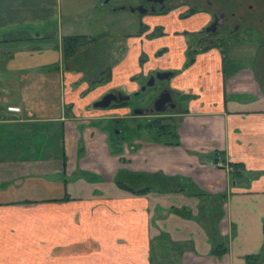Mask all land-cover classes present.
Returning <instances> with one entry per match:
<instances>
[{
	"label": "crops",
	"instance_id": "1",
	"mask_svg": "<svg viewBox=\"0 0 264 264\" xmlns=\"http://www.w3.org/2000/svg\"><path fill=\"white\" fill-rule=\"evenodd\" d=\"M64 2L0 0V264H247L252 255L264 264V50L253 69L238 59L226 66L214 46L188 62L181 33L159 20L178 21L169 8L154 14L163 35L149 38L142 17L137 33L96 50L110 62L84 71L62 59L61 40L95 38L93 18L86 28ZM210 19L202 14L194 30ZM250 20L255 30L264 14ZM156 71L172 72L168 87L181 96L180 144L143 132L117 143L111 132L130 122V99L95 103L114 90L138 94ZM230 164L244 172L237 182ZM121 170L178 178L183 190L133 193L116 184Z\"/></svg>",
	"mask_w": 264,
	"mask_h": 264
},
{
	"label": "rangeland",
	"instance_id": "2",
	"mask_svg": "<svg viewBox=\"0 0 264 264\" xmlns=\"http://www.w3.org/2000/svg\"><path fill=\"white\" fill-rule=\"evenodd\" d=\"M90 0H65L66 2V6L67 8L70 9V11L72 10H77L78 11V20L80 23H84L86 28L89 29V23L90 21L88 19H90L89 17L93 18L92 19V24H93V28H92V35L94 37H96L97 39L100 40V44L101 43H107L109 42V39H111V42H113L115 39L118 40H124L126 35L128 36L129 34H135L138 31L135 28V26L138 25V22L140 20V18H146L147 19V25H145V27H150L152 32H161L164 27H162L159 23H156V20L154 19V17H160L159 20L161 22H165V28L167 30H171V31H179L181 33V35L184 37H182V39L185 42L184 46H187V49L190 50H195L198 49V42L195 41V36H197L198 31H195L194 29L196 28V26H198L200 24V19L202 18V14L204 13H212L213 9L212 8H206L204 5L207 2L211 3L209 7H213L215 8L216 6H219L222 0H165L166 3H168L167 7L173 8L175 9V17H178V21L174 20L176 18H173V20L168 21L167 23V15H163L161 18V15H151L150 13H144L141 14L138 11H134L131 12L130 11V7H137L140 0H108L107 2H105L106 0H100L99 1V6L97 9H92L90 7ZM143 4H145L146 6H148V3L146 0H141ZM180 1H183L180 3ZM64 2V4H65ZM68 2V3H67ZM72 2V3H71ZM86 2V3H84ZM224 2V1H223ZM141 4V3H140ZM139 4V5H140ZM245 4H251L252 7L250 8L251 11L256 10L257 7H261L264 8V0H260V2H256V0H245ZM93 6V5H92ZM226 8L228 7L227 5H224ZM231 8H234L232 6V4L229 5ZM119 8V7H124L123 9H118L114 12V16H112V14H107L109 12V10H112L113 8ZM264 10V9H263ZM168 11V10H166ZM188 13V14H187ZM259 15H263V14H259ZM114 17V19H116L115 22V26H113V24L109 25H103V20H112V17ZM152 16V17H151ZM111 17V18H110ZM165 17V18H164ZM181 17V18H180ZM101 20V21H100ZM264 24V22H263ZM100 27V28H99ZM105 27L107 29L106 31V38H102L103 35V31L105 30ZM91 30V29H90ZM120 31V33H119ZM150 31V33H152ZM242 32V31H241ZM99 34H101L100 36H98ZM175 35V33H174ZM152 38V37H149ZM231 40V39H230ZM181 43V42H180ZM179 43V44H180ZM100 44H98L96 46V48L98 49H105L107 46L106 44H104L103 46L100 47ZM119 44V43H118ZM96 45V44H95ZM95 45L92 47L93 50H95ZM181 45H183L181 43ZM213 45H203V47H211ZM215 47L216 44H214ZM202 47V48H203ZM121 45H118L116 53L113 55L114 58L119 57V55L121 54ZM199 50V49H198ZM264 50V37H255L252 40V43H238L235 44L233 47V52H231V54L228 56L226 55V58L228 61H231L232 59H238L237 63L240 65H248L250 68H252L253 66V59H255V57L260 55V51ZM179 51V50H178ZM102 53V57L99 60V64L100 65H105L106 63L110 62L109 60L107 61L108 58H106L103 54H105L104 52ZM257 54V55H256ZM82 54L79 53L76 57L78 58H71L70 59V67H74V66H79L81 67L82 70H86V59L83 58L82 60H80V56ZM99 55V54H98ZM96 54V56H98ZM258 58V57H257ZM260 61L262 62V64L264 65V51H263V56L259 58ZM73 64V65H71ZM82 64V65H80ZM85 67V68H84ZM253 69V68H252ZM87 71V70H86ZM106 74H103L101 78V80L104 79V76ZM99 77V76H98ZM147 77V75L143 78V80ZM90 77L89 80H91ZM93 79H97L96 77ZM140 80L141 83H146V80ZM259 80V79H258ZM92 83H94L93 81H90ZM162 86H169V82H165V83H161L160 80H157L154 85H150L147 86L146 89L144 91H141V93L138 96H134L132 97L131 101H130V106H142V107H150L153 104L154 99L159 95V92L161 91ZM180 110V109H176L173 111H170V113L172 114L170 117H166V116H162L159 115V113L156 112H149L147 114H138L135 115L133 113V111H130V122L128 120H126L125 122H120L118 125H116V127H118L119 129H124L127 130L128 132L124 131L122 134V138H120V142H126L129 143V140H135L137 138L136 133L138 132L139 134L143 132V135L141 136L143 139H158L159 137H154L156 135L155 133V128L151 127V126H147L149 125V123H151V121L153 120H159V124H157L158 126L160 125H165L170 123L171 121H176V112ZM175 114V115H174ZM113 123V122H112ZM111 123V124H112ZM132 131V132H131ZM132 133V134H131ZM112 134V132H111ZM135 134V135H134ZM165 138V137H164ZM112 139L114 141H117V139L115 137L112 136ZM119 140V139H118ZM117 143H115L114 145H116ZM119 179L124 181V173L120 172L119 174ZM132 179L135 178L136 176H131ZM121 181V182H122ZM133 190L134 191H138L140 190L144 185H133ZM153 189V188H152ZM219 207H216V210H218ZM153 255V253H152ZM155 256V255H154Z\"/></svg>",
	"mask_w": 264,
	"mask_h": 264
},
{
	"label": "flooded vegetation",
	"instance_id": "3",
	"mask_svg": "<svg viewBox=\"0 0 264 264\" xmlns=\"http://www.w3.org/2000/svg\"><path fill=\"white\" fill-rule=\"evenodd\" d=\"M148 3V6L142 3L140 0L138 6H141L142 8H145L146 14L150 13L151 15H154L156 12L169 9L170 7H167L168 3L165 2V0H146ZM223 1L227 0H222L219 6H216L215 8L209 7L211 3L207 2L205 3L206 8H212L213 11L211 13V19L210 21L205 24L203 28H201L197 36H195V41L198 42V49H201L203 45H213L216 44L218 46V49L221 50L223 55H230L231 52H233V47L235 44L238 43H252V40L256 37H264V24L262 23L260 26H256V29L254 30L250 17L252 14H264V8L257 7L256 10L251 11V4H245V0H228L232 3V6L234 8L227 9L223 3ZM256 2H260V0H256ZM115 9V8H114ZM117 9V8H116ZM139 12V11H138ZM140 13V12H139ZM242 31V32H241ZM231 39V40H230ZM257 55V54H256ZM160 55H158L159 57ZM234 61L232 59L229 61L231 63ZM165 73H169V76L167 78L163 77ZM172 76V72L170 73L169 71H156L153 74H150L147 78V81L145 84L142 85L145 86V89L147 86L148 81L153 79V82L155 83L157 80H160L161 83H165L170 80ZM153 83V85H154ZM141 88V87H140ZM144 89V90H145ZM144 90H136V92H139L136 95H130V100L129 101H122L129 103L134 96H138L141 91ZM169 91L174 102L176 103L175 108H167L163 112H156L159 113V115L162 116H168L170 117L172 114L170 111L176 110L180 104L179 100L181 99L180 95L172 90L169 89L168 86H162L161 91L159 92H165ZM114 93L119 95L118 90H114ZM159 96V95H158ZM153 104L150 107H142V106H133L132 111L138 114H147L149 112H155L152 110ZM127 130L119 129L116 127L112 133H114V137L116 139L122 138L123 132Z\"/></svg>",
	"mask_w": 264,
	"mask_h": 264
},
{
	"label": "trees",
	"instance_id": "4",
	"mask_svg": "<svg viewBox=\"0 0 264 264\" xmlns=\"http://www.w3.org/2000/svg\"><path fill=\"white\" fill-rule=\"evenodd\" d=\"M122 9V8H121ZM167 9L164 10V12H166ZM188 14V13H187ZM163 35L162 31L161 32H152L149 33L147 36L148 37H154V36H161ZM94 41L97 43V41H99L96 37L95 38H91L89 36L86 35H73V36H64L62 37L61 40V49H62V59L63 60H69L71 58H75L79 53H81L82 55L80 56V60H82L83 58L86 59V63H90L92 64L94 62V59H99L102 56L97 54L96 50H99L98 48H96V46L98 45V43L95 45V51L92 49V47L94 45H92L94 43ZM93 42V43H92ZM215 47V46H214ZM210 48V47H209ZM208 49V47H203L199 50H206ZM198 49L195 50H190L188 49V62H191L193 60V54H195L196 52L199 51ZM96 54L98 56H96ZM223 54V53H222ZM78 58V57H76ZM223 59H224V64L229 63V61L226 58V55H223ZM231 73V72H230ZM233 73V72H232ZM231 73V74H232ZM103 74H106L104 76V79L109 77V68H107L106 70H103L101 72V76ZM102 78V77H101ZM100 78V80H101ZM100 82V81H98ZM157 124H159V120H153L151 121V123H149V125L147 126H151L155 128V133L156 135L154 137H159L158 139L154 138V140H163L162 142L164 143H168V144H172V145H179V137L177 135V129H178V124L176 121H171L168 124L165 125H160L158 126ZM111 136H115L114 133L111 134ZM165 137V138H164ZM231 166V172H232V177L233 180L235 182H237V180H239L240 177L244 176V172L241 170H237L236 167L237 165L234 164H230ZM120 172L124 173V181L120 180L119 178V174ZM136 176L135 178L132 179L131 176ZM114 179L116 181V184H118L119 186H121L122 188H125L127 190H132L133 193H137V194H141L144 193L146 191L151 190L152 188H156L157 186H161V187H173V189L178 188L180 191L183 190L182 185L177 182L178 178H170V177H166L160 173H156L154 175L151 174H143V173H135V174H128L125 171H118L116 173V175L114 176ZM122 181V182H121ZM133 185H144L140 190L138 191H133ZM199 191H196L195 193L198 194V196H203L204 193H198ZM212 235H214L216 232L211 231ZM221 245H217L215 246L213 252L215 255L218 254H222L225 251L224 247H220ZM258 261V256L256 255H252V256H247L246 257V263L247 264H255Z\"/></svg>",
	"mask_w": 264,
	"mask_h": 264
},
{
	"label": "water",
	"instance_id": "5",
	"mask_svg": "<svg viewBox=\"0 0 264 264\" xmlns=\"http://www.w3.org/2000/svg\"><path fill=\"white\" fill-rule=\"evenodd\" d=\"M120 8H124V7H120ZM146 9L142 8L141 6L138 7H130V11L134 12V11H139L140 13H145ZM169 76V73H165L163 77L167 78ZM153 79L148 81L147 85H153ZM145 86L141 87V90H144ZM137 94V93H136ZM131 97L127 96V95H115L113 93H108L106 94L100 101L95 103V106H101V107H106L108 106L112 100L115 101H122V100H129ZM176 103L174 102L171 94L169 91H165L159 94V96H157L154 101H153V107L152 110H154L155 112H163L165 111L167 108H175Z\"/></svg>",
	"mask_w": 264,
	"mask_h": 264
},
{
	"label": "built area",
	"instance_id": "6",
	"mask_svg": "<svg viewBox=\"0 0 264 264\" xmlns=\"http://www.w3.org/2000/svg\"><path fill=\"white\" fill-rule=\"evenodd\" d=\"M215 165L220 166V167H225L226 169H228V166L227 165H224L221 162L215 163Z\"/></svg>",
	"mask_w": 264,
	"mask_h": 264
}]
</instances>
